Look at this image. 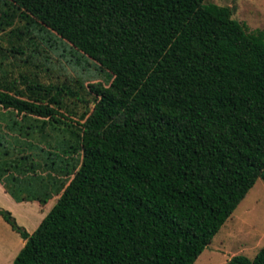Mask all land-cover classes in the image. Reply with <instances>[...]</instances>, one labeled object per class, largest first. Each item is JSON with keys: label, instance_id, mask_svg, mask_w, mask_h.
<instances>
[{"label": "trees", "instance_id": "obj_1", "mask_svg": "<svg viewBox=\"0 0 264 264\" xmlns=\"http://www.w3.org/2000/svg\"><path fill=\"white\" fill-rule=\"evenodd\" d=\"M232 15L205 0H0L10 58L30 62L35 31L104 77L0 78V132L40 151L0 155V184L16 203L56 201L32 233L0 209L25 242L12 264L197 261L264 181V31ZM83 91L75 118L65 100ZM228 264H264V246Z\"/></svg>", "mask_w": 264, "mask_h": 264}, {"label": "rangeland", "instance_id": "obj_2", "mask_svg": "<svg viewBox=\"0 0 264 264\" xmlns=\"http://www.w3.org/2000/svg\"><path fill=\"white\" fill-rule=\"evenodd\" d=\"M205 3L231 8L232 18L241 23L248 33L264 31V0H205ZM30 36L34 38L29 39L26 35L21 37L26 56H32L30 62L26 64L20 61L25 60V56L12 59L0 50V78L12 81L19 79L20 75L27 77L37 75L38 79L45 84H64L76 79H81L85 86L95 82L104 83V77L99 75L93 67L83 69L71 62L73 59L68 53L69 47L63 42L59 41L57 45L48 44L35 31H31ZM13 43H17V37L9 34L0 35L2 48L8 49ZM64 48L67 52H64ZM81 97L82 101L75 98L65 100L67 109L75 118L89 107L86 102H89L91 97L84 91ZM26 125L29 127L30 122H26ZM20 133L19 130H13L8 136L6 132H0V143L5 141L7 151L10 153L9 155L0 154L2 161L10 162L19 154H23L22 150H25L26 154H40L37 146L29 144L31 138ZM0 152H5L1 146ZM19 208L22 209V207ZM0 209L4 210L1 206ZM4 211L10 213L16 224L29 233L34 231L35 223H38L42 217V211H38L35 216L37 218L31 219L22 214L24 212L21 210ZM0 220L3 222L4 219L0 217ZM4 224H0V264H12L22 247L20 243L22 238L11 229L8 223ZM263 246L264 181L259 179L194 264H228L232 257L239 255L253 259Z\"/></svg>", "mask_w": 264, "mask_h": 264}, {"label": "crops", "instance_id": "obj_3", "mask_svg": "<svg viewBox=\"0 0 264 264\" xmlns=\"http://www.w3.org/2000/svg\"><path fill=\"white\" fill-rule=\"evenodd\" d=\"M52 202V203H51ZM56 201L52 200L50 201L48 204L41 206L39 203L37 202H22V203H16L4 190L3 186L0 184V206L1 208H3L4 210H21V212H24L22 214H25V216L27 218H34L35 216H37L38 211H42V217H40L41 219H39L38 223H35V229L34 231L38 228V226L40 225L41 221L46 217V215L50 212V210L53 208V206L55 205ZM28 205H31L30 207ZM19 207H22V209H20ZM45 207H48L47 209H45ZM1 217V216H0ZM37 218V217H35ZM39 218V217H38ZM2 219V217H1ZM2 223V225H5L4 223H6L4 220L3 222H1L0 220V224ZM32 231V232H34ZM31 232V233H32ZM29 233V232H28ZM22 247L24 246V240L22 239L21 242ZM21 247V248H22ZM13 263V262H12Z\"/></svg>", "mask_w": 264, "mask_h": 264}]
</instances>
